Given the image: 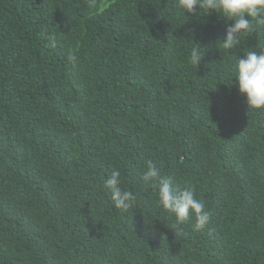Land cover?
<instances>
[{
  "label": "trees",
  "instance_id": "16d2710c",
  "mask_svg": "<svg viewBox=\"0 0 264 264\" xmlns=\"http://www.w3.org/2000/svg\"><path fill=\"white\" fill-rule=\"evenodd\" d=\"M97 3L0 0V264H264V109L233 82L264 25L229 50L216 13ZM148 160L196 187L203 229L158 206Z\"/></svg>",
  "mask_w": 264,
  "mask_h": 264
},
{
  "label": "clouds",
  "instance_id": "9594fccd",
  "mask_svg": "<svg viewBox=\"0 0 264 264\" xmlns=\"http://www.w3.org/2000/svg\"><path fill=\"white\" fill-rule=\"evenodd\" d=\"M86 7L97 6L99 0H80ZM178 7L187 13L203 11L207 15L218 14L226 18V34L222 47L232 49L240 42V37L246 36L257 26L264 25V0H177ZM198 13V14H199ZM231 21V24L227 22ZM54 46V44H53ZM201 45L196 43L189 54L191 65L201 63L205 53ZM75 61L74 55L69 57ZM238 91L246 98L249 109H264V51L249 50L236 62L235 80ZM121 173L112 171L104 181V187L111 192V202L121 212L130 210L135 201L132 192L121 187ZM173 181H172V179ZM143 182L156 190L158 206L174 216L176 224L181 225L194 217V230L203 229L210 222V213L205 203L195 196L196 187L187 179H174L162 175L160 169L152 160L147 161L146 171L142 176Z\"/></svg>",
  "mask_w": 264,
  "mask_h": 264
}]
</instances>
